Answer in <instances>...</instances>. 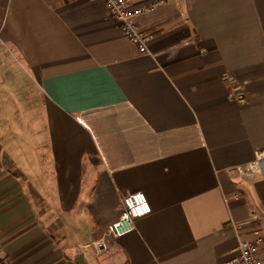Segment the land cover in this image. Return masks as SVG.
<instances>
[{
  "label": "crops",
  "instance_id": "1",
  "mask_svg": "<svg viewBox=\"0 0 264 264\" xmlns=\"http://www.w3.org/2000/svg\"><path fill=\"white\" fill-rule=\"evenodd\" d=\"M138 24L148 53L105 0H0V264L264 262V159L237 169L264 148V0ZM138 191L152 212L107 236Z\"/></svg>",
  "mask_w": 264,
  "mask_h": 264
},
{
  "label": "built area",
  "instance_id": "2",
  "mask_svg": "<svg viewBox=\"0 0 264 264\" xmlns=\"http://www.w3.org/2000/svg\"><path fill=\"white\" fill-rule=\"evenodd\" d=\"M109 16L120 23L122 33L134 43L140 53L149 52V44L155 38L152 31L142 30L138 19L164 4L165 0H156L143 6H134L131 0H105ZM264 159V148L260 149L254 161L238 166L240 173L253 172L261 168ZM152 212L147 195L142 192L128 193L123 198L122 211L119 220L109 225L107 236L118 238L135 230L136 220ZM260 239L242 240L239 244V255L234 258V264H264L258 258Z\"/></svg>",
  "mask_w": 264,
  "mask_h": 264
},
{
  "label": "rangeland",
  "instance_id": "3",
  "mask_svg": "<svg viewBox=\"0 0 264 264\" xmlns=\"http://www.w3.org/2000/svg\"><path fill=\"white\" fill-rule=\"evenodd\" d=\"M4 49H5V52L9 54L10 57H14V56L12 55L11 50H9V49L6 48V47H5ZM13 59H14V58H13ZM15 62H17V61H15ZM5 65H6V66L11 65V62H9L8 59H7V60L5 61Z\"/></svg>",
  "mask_w": 264,
  "mask_h": 264
}]
</instances>
